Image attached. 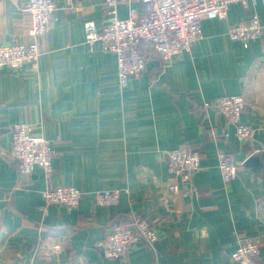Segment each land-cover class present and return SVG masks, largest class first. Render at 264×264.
Instances as JSON below:
<instances>
[{"label": "crops", "instance_id": "0c3cea01", "mask_svg": "<svg viewBox=\"0 0 264 264\" xmlns=\"http://www.w3.org/2000/svg\"><path fill=\"white\" fill-rule=\"evenodd\" d=\"M73 1L81 7L57 0L37 61L0 67V264H238L232 250L251 239L261 242L264 264V40L228 34L254 12L264 23V0L233 3L225 19H203V36L166 65L142 42L145 68L124 90L116 54L84 41L86 20L98 30L107 23L104 0ZM26 2L0 0V44L33 40ZM131 6L144 11L121 2L118 15L127 17ZM225 94L245 96L242 121L255 129L252 143L237 139L223 113L203 108ZM18 122L55 149L48 179L39 166L20 173L12 158ZM177 147L202 156L189 183L167 171L166 152ZM220 151L242 163L228 183ZM250 155L263 164L259 172L243 164ZM59 185L84 192L77 208L46 204L45 188ZM116 188L128 191L115 204L95 205L96 191ZM133 214L158 231L154 246L140 242L124 258L104 257L97 243L109 224Z\"/></svg>", "mask_w": 264, "mask_h": 264}, {"label": "built area", "instance_id": "2783aa9c", "mask_svg": "<svg viewBox=\"0 0 264 264\" xmlns=\"http://www.w3.org/2000/svg\"><path fill=\"white\" fill-rule=\"evenodd\" d=\"M70 10L81 7L73 0H64ZM260 0H104L107 23L98 30L93 20L83 24L84 41H101L105 50L117 56V75L120 89L124 90L132 77H136L145 68V57L141 43H150L156 50L163 65L203 36V19H225L231 4L240 3L244 7L256 5ZM121 2H137L143 8L139 15L136 7L129 8L127 17L118 15ZM58 8L57 0H27L24 12L31 16L29 43L8 42L0 44V67L19 69L25 63L35 62L40 56L38 38L48 33L53 15ZM229 37L233 40H264V23L257 12L250 14L229 28ZM246 106L242 94L222 95L203 104V108H213L236 126L235 135L240 141L253 142L255 129L242 121ZM56 152L51 142L31 132L28 122H18L12 129L11 156L17 162L20 173H29L35 166L43 169L48 179L53 172L52 159ZM218 168L222 179L228 183L238 175L242 163L223 151L218 152ZM202 156L198 151L177 147L166 152L167 171L175 178L189 183L192 175L201 168ZM191 188V187H190ZM170 191H176L175 184L169 185ZM128 189L116 188L96 191L95 205H110L119 201L121 194ZM84 192L71 185L46 187L43 197L47 205L61 204L75 209ZM158 231L140 214H133L127 222L113 221L109 224L107 235L97 243L98 250L106 258H124L140 242L153 247ZM261 242L257 239L243 240L231 252V258L238 264H261L257 260Z\"/></svg>", "mask_w": 264, "mask_h": 264}, {"label": "water", "instance_id": "95a60500", "mask_svg": "<svg viewBox=\"0 0 264 264\" xmlns=\"http://www.w3.org/2000/svg\"><path fill=\"white\" fill-rule=\"evenodd\" d=\"M246 167L251 169L252 171L259 172L263 164L261 163L260 159L256 155H250L243 163Z\"/></svg>", "mask_w": 264, "mask_h": 264}]
</instances>
